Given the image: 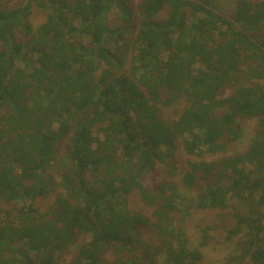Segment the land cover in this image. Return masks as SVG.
I'll use <instances>...</instances> for the list:
<instances>
[{
    "label": "trees",
    "instance_id": "trees-1",
    "mask_svg": "<svg viewBox=\"0 0 264 264\" xmlns=\"http://www.w3.org/2000/svg\"><path fill=\"white\" fill-rule=\"evenodd\" d=\"M221 1L0 0V264H197L194 187L234 220L225 264H264V0Z\"/></svg>",
    "mask_w": 264,
    "mask_h": 264
},
{
    "label": "rangeland",
    "instance_id": "rangeland-1",
    "mask_svg": "<svg viewBox=\"0 0 264 264\" xmlns=\"http://www.w3.org/2000/svg\"><path fill=\"white\" fill-rule=\"evenodd\" d=\"M135 1L137 2V0ZM13 3H9V5H12ZM234 3L235 0L221 1L220 10L223 13H227L232 9ZM38 13L40 12H34V14L38 17L37 19L40 21L43 15ZM165 15L166 11L164 10L158 17H164ZM107 23L110 26H118L120 25L121 21H119L113 14L110 13V15L107 17ZM228 94H230V90L225 92V95ZM172 110H174V107L166 109L165 114H170L169 116H171ZM254 124L255 122L251 120H242L239 122V125L242 129L241 136L237 141L228 144L227 152L225 154L232 155L236 152L241 153L246 149L253 134V128L255 126ZM221 156H223V154H216L214 156L205 155L202 160L210 162L217 160ZM173 159L176 160V167L178 168V172H180V170L183 168L185 160L188 158H186L183 150L179 146L173 153ZM59 169V165L55 166L54 168V170ZM178 174L174 177L176 182L179 181V179H177V177H180ZM196 191L197 189H195V187L191 191L185 190L183 188L179 189V201L181 208L184 211V213H181L183 218L181 222L183 224V236L186 240V247L190 251L197 250L199 252L200 258L197 264H225L228 256L234 251L233 242H227L224 238L226 234L225 230L232 226L234 220L229 214V210L220 211L196 208ZM50 200V198L48 200L41 199L38 201L37 206L40 208V210H46V207L50 206L51 204ZM127 202L130 208L139 210L144 216L150 218L152 209L140 204L134 195H129L127 197ZM205 229H207V232L204 234L203 230ZM136 234L148 245L158 244L157 234L149 228L139 227ZM204 237L206 238V241H204ZM71 254L72 252L70 251L67 254H64L62 261L67 262L71 258ZM111 258L112 255L106 254L105 260L108 261ZM163 258V256L158 257V264H165Z\"/></svg>",
    "mask_w": 264,
    "mask_h": 264
}]
</instances>
